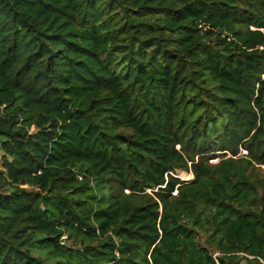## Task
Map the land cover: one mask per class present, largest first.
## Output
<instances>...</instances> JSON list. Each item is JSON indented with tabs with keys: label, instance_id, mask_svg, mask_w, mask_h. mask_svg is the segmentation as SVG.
I'll return each instance as SVG.
<instances>
[{
	"label": "trees",
	"instance_id": "trees-1",
	"mask_svg": "<svg viewBox=\"0 0 264 264\" xmlns=\"http://www.w3.org/2000/svg\"><path fill=\"white\" fill-rule=\"evenodd\" d=\"M263 164L264 0H0V264H264Z\"/></svg>",
	"mask_w": 264,
	"mask_h": 264
},
{
	"label": "rangeland",
	"instance_id": "rangeland-1",
	"mask_svg": "<svg viewBox=\"0 0 264 264\" xmlns=\"http://www.w3.org/2000/svg\"><path fill=\"white\" fill-rule=\"evenodd\" d=\"M247 151L243 150L240 155H245ZM218 160H220L219 157L217 158H214L213 160H211L212 162H217ZM264 169V164L261 165ZM175 176L177 177H180L181 179L183 180H190V179H193L194 178V174L192 172H188V171H185V170H178L176 171L175 173Z\"/></svg>",
	"mask_w": 264,
	"mask_h": 264
},
{
	"label": "built area",
	"instance_id": "built-area-1",
	"mask_svg": "<svg viewBox=\"0 0 264 264\" xmlns=\"http://www.w3.org/2000/svg\"><path fill=\"white\" fill-rule=\"evenodd\" d=\"M172 174L175 175L173 172H172ZM79 177L82 179V176H79ZM175 192H177V191H175ZM66 238H67V236L66 235H63L62 239H66Z\"/></svg>",
	"mask_w": 264,
	"mask_h": 264
}]
</instances>
